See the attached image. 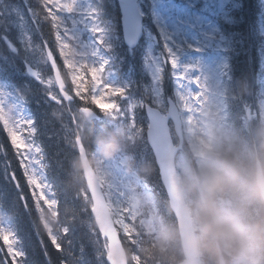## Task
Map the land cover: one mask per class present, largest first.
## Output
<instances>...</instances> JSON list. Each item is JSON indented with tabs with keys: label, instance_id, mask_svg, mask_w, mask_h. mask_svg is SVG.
I'll return each instance as SVG.
<instances>
[{
	"label": "clouds",
	"instance_id": "9594fccd",
	"mask_svg": "<svg viewBox=\"0 0 264 264\" xmlns=\"http://www.w3.org/2000/svg\"><path fill=\"white\" fill-rule=\"evenodd\" d=\"M122 143L118 131L97 135L94 158L80 157L75 167L86 171L95 158H113ZM177 187L183 228L160 219L142 252L170 264H264V152L209 155L185 169Z\"/></svg>",
	"mask_w": 264,
	"mask_h": 264
},
{
	"label": "rangeland",
	"instance_id": "374dc122",
	"mask_svg": "<svg viewBox=\"0 0 264 264\" xmlns=\"http://www.w3.org/2000/svg\"><path fill=\"white\" fill-rule=\"evenodd\" d=\"M151 1L154 6L153 7L154 15L157 16V20H155L156 25L158 29L160 30V32L162 33L163 38L168 43L167 49H164V50L166 52L167 50L172 52L175 49V45L177 46L179 45L180 31L184 32L185 30L182 25L181 26L178 25L177 21L168 22V21H163L161 19L160 17L161 14H163V16L166 17L165 16V8H167L166 4H164L160 0H151ZM262 4H263V13H264V1L263 0H262ZM228 6H229L228 0H218L219 12L223 14L225 17L227 15ZM66 13L67 12L60 13L61 28L69 30V27L68 26L66 27L65 17H63L62 15ZM15 21H16L15 23L16 25L18 26L22 25V20L20 18L17 20L15 18ZM193 24L194 23L192 22V26ZM202 26H206V27L210 26L212 28V24L209 22L202 21ZM25 38L29 42L28 38L27 37ZM149 39H152L151 33L148 35V41ZM187 40L191 41L189 38H187ZM195 42H196V39L194 38V40L192 41V44H195ZM152 47H153V42L149 44V53H150L151 59L149 58L150 62L148 65V70L153 77V82L155 85V102L159 108H164L165 107V95L162 94L161 87H160V75L162 71L161 70L162 65L160 64V60H159L160 58H158V55L154 52L153 53L151 52ZM25 49H26V52L24 54V57L28 58L27 60L31 59L34 65L40 66L43 70L47 68L46 66L48 65L47 59L45 55L43 54L41 47L38 44H33V43H30L29 45L25 44ZM146 51H147V48H146ZM63 52L66 56V65H68L69 67H74L77 61V58L75 57L76 51L72 50V47L68 43H64ZM92 52H94L93 48L90 51L89 55H91ZM131 54H135V50L132 51ZM162 55L165 58L164 51H162ZM193 60L199 61L196 57L193 58ZM90 61L91 60H88V63H91ZM177 62H178L179 68L174 70V76H175V73L178 71L187 70V74L190 77V71L187 68L186 62L183 60H179ZM211 62H212L211 66L213 64L215 66V62H213V60ZM220 66H221V63L218 62L217 67H220ZM196 67L199 70L200 64L199 63L196 64ZM91 71L94 72V70H91ZM212 72H209L207 75H203L201 71L199 72V74L196 73V76L199 77V85L197 86L198 92L195 91L193 87H191L190 90L185 91L181 100L177 101V105L179 106L181 113H182V118L184 119L185 130L186 131L188 130L187 132L191 135V140H193L190 143V147L193 148V150L197 154V157L200 159V162L204 158H206L205 151L203 150V145L206 146L208 145V143L204 140V136L202 135V127L197 122L195 116H196V113H198L200 109L204 111V108H207L208 105L213 102V99H210V96H208L209 91L204 88V83H203V81L207 80L208 77L211 76ZM49 77L50 76L48 75L46 78H49ZM74 78L75 76L74 77L72 76L73 81H74ZM175 79H176V76H175ZM174 83H175V88L177 87V92H178L179 81L176 79ZM195 99H197L196 107L194 106V102H193V100ZM94 100H95L94 102L99 106V111L103 112L106 118L109 119V121H112L114 118L117 119L120 116V114H123V116H125L124 111H126V109L124 111H121L119 106H114L112 102L106 100L105 93L102 92L101 95L95 96ZM13 106L15 107L13 108ZM126 106L129 108V111H131L137 105L135 104L133 106V104L129 101V103ZM194 107H195L196 113L195 111H193ZM0 110L3 113L7 131L9 135L13 137V142L16 143L19 140V135L15 131V129L21 126V121L25 120L27 118V115L21 106L17 105L14 102L9 103V100L7 97V90L5 89L1 81H0ZM243 111H244V107H242L241 112ZM86 123H87L86 121L85 122L82 121L83 126L87 125ZM89 127H92V125H89ZM89 127L86 126L84 128V131ZM119 132L121 133V131ZM21 145H22V141L19 144H17L18 147H20ZM141 152H142V155H145L146 150H144L142 147ZM94 165L98 173L99 179L101 181V184L106 189L111 209L113 213L118 216L119 223L125 230L127 229V224L123 218L120 219L119 210L121 211L123 207L122 211H125V210L129 211L130 213H132V217L134 218V216L138 214L141 204L145 203L147 200L145 199L144 195H137L138 193L135 192L134 180L131 179L129 175H127L125 171H123L119 167V165L117 166V168L110 169L109 167L104 166V163L101 158H95ZM177 168H178L179 174L181 175V173L185 169L188 168V165L185 163L184 160L179 159L177 160ZM29 182L31 185L35 186V188L43 195V197L46 198L48 206H50L52 210L55 209L56 204L50 196V191L45 188L44 183H40V177L35 176V175H30ZM75 187H76V179H73L72 184H71V181L68 183L67 190L68 191L71 190L70 191L71 193L75 189ZM150 228H151V225H150ZM0 231L2 235L10 233L9 230L7 231V229L4 228L3 224H0Z\"/></svg>",
	"mask_w": 264,
	"mask_h": 264
},
{
	"label": "snow or ice",
	"instance_id": "6c2138e0",
	"mask_svg": "<svg viewBox=\"0 0 264 264\" xmlns=\"http://www.w3.org/2000/svg\"><path fill=\"white\" fill-rule=\"evenodd\" d=\"M41 7L44 11L46 19L49 22L50 28L52 29L51 42H42V49L52 72L51 77L42 79V82L47 88L48 99L53 104H55V106L67 105L69 108H71L73 105L82 106L85 103V99L82 98L99 96L102 92L107 91L105 85H108L113 89H123V94L120 97L110 99H116L120 110L124 111L125 106L132 99L128 95L127 88L118 86L110 81L109 73L107 71L109 61L107 59L100 58L99 62H85L83 67L81 66V63H76L74 67L68 68L64 62L66 57L61 56L64 43L72 40L73 37L66 34V29L61 28L60 13L73 12L75 8V0H42ZM90 31L93 33H102L103 29L94 26L90 29ZM53 42L55 46H53ZM96 43L102 45L103 40L98 39ZM92 55L93 58H96L99 56V53L94 52ZM49 56H51V59H49ZM165 62L169 63L173 69L179 68L177 58L176 56L172 55L171 52L167 53ZM101 66L103 67V70H101ZM78 68L81 70L77 71ZM90 69L95 71L97 79L100 81L99 84L93 81L92 71H90ZM57 73H61L62 79H64V77H68V79L65 80L63 89L55 80ZM72 76H75V82L73 81ZM175 76L179 81L177 101L181 100L185 91L190 90L193 84L197 86L199 85V77H189L187 70L178 71L175 73ZM80 85H84L86 91L77 95ZM148 104L151 107H154V104L151 101H148ZM95 111L99 117V119H97V124L99 125L104 123L106 120L105 114L100 112L99 109H96ZM125 116L127 117V113H125ZM131 119L134 123V112ZM27 120V123L22 124L20 127L15 129L19 135V140L16 143L13 142V137L9 135L8 131L3 127V125H0V128L3 129L5 135L8 137L9 143L11 144L19 161L20 172L24 181L23 186L20 185L19 180H15V173L12 175L18 188L23 187V189H27L28 196H21V200L25 207H27L28 199L30 197L32 198L33 204H35L36 188L34 185H30L28 183L30 175L39 176L42 180L47 179L48 168H53L56 163L51 159V156L49 155L45 146L42 145L38 140L39 130L36 125V121L31 118H27ZM45 121L55 128V122L49 120L48 113H45ZM21 141L22 145L18 147L17 144H19ZM66 234L67 232H65V235ZM49 238L52 240L51 237ZM18 243V238L13 232L0 235V251H6L7 257L4 261V264H22L25 253L17 248L16 245ZM53 246L56 247L57 251H62V247L58 240L56 243H53Z\"/></svg>",
	"mask_w": 264,
	"mask_h": 264
},
{
	"label": "trees",
	"instance_id": "16d2710c",
	"mask_svg": "<svg viewBox=\"0 0 264 264\" xmlns=\"http://www.w3.org/2000/svg\"><path fill=\"white\" fill-rule=\"evenodd\" d=\"M14 1L15 0H0V8H5ZM236 1H239L240 5L234 11L233 16L235 22L233 25L227 24V26H225V29L228 32L226 39L224 38V35L219 36V49L224 50L221 54L230 61L231 82H229V89L231 91L230 95L233 100V104L235 105L240 98H245L244 96L248 95V101L251 109L255 112H259L262 101L261 82H264V75H262L264 58L260 56V52L264 54L262 21L259 20V16L261 15V6L259 0ZM41 3L42 0H29L28 4L29 6L32 5L34 10V14H32L33 19H36L38 15L44 14ZM36 22L39 23L38 20H36ZM255 37L256 41L259 45H261L260 48L254 40ZM35 104L36 103H34V105ZM260 131L261 126L259 123L256 121L249 122L245 128L239 130L237 140L230 152L227 154L240 157L242 153L248 152L252 154L254 150L257 151L264 143ZM49 147L55 151L61 149V145L59 143H50ZM58 158L59 157L56 154L53 158L56 162L53 168L60 173L63 166L61 162L58 161ZM60 193H65L66 197L68 195L67 189L61 188ZM5 195L6 199H9L10 195L8 193ZM65 200L66 206H70L72 199ZM11 207H13L14 211H22V204L20 200L15 199V203ZM22 223L24 224L25 230L30 232L31 219L23 217ZM74 244L78 245L77 242Z\"/></svg>",
	"mask_w": 264,
	"mask_h": 264
},
{
	"label": "water",
	"instance_id": "95a60500",
	"mask_svg": "<svg viewBox=\"0 0 264 264\" xmlns=\"http://www.w3.org/2000/svg\"><path fill=\"white\" fill-rule=\"evenodd\" d=\"M166 137V126L163 124V121L160 117L156 116L155 120L153 121L152 124V130L150 132V142L155 148L154 145L161 147L162 148V143L164 142V138ZM170 170V169H169ZM171 174V183H172V189H171V195L173 198V201L175 202L174 204L176 205L177 212H179V209L182 207V202H181V197L178 192V187H177V180L172 172L170 170ZM181 210V209H180ZM121 245L119 241L116 239L112 241L111 243V260L113 264H117L116 262V256L117 254L121 253Z\"/></svg>",
	"mask_w": 264,
	"mask_h": 264
}]
</instances>
